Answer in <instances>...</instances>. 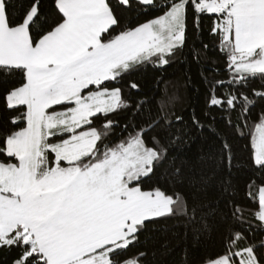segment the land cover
<instances>
[{"label": "snow or ice", "instance_id": "6c2138e0", "mask_svg": "<svg viewBox=\"0 0 264 264\" xmlns=\"http://www.w3.org/2000/svg\"><path fill=\"white\" fill-rule=\"evenodd\" d=\"M17 7L0 0V74L19 76L3 96L14 127L0 135V251L13 254L12 264H143L146 253L132 249L150 226L180 220L206 230L215 205L185 192L179 169L169 174L171 188L145 187L182 137L153 135L171 126L168 113L138 122L147 101L124 88L139 91L130 77L142 66L163 69L183 53L189 13L197 31L202 18H214L210 35L227 78L210 81L207 105L239 109L234 127H248L256 98L264 100V90L245 91L264 80V0H165L161 14L127 27L116 7L157 8V0H117L116 7L53 0L51 11L42 0H19ZM121 112L133 118L121 124L114 119ZM193 124L203 128L196 118ZM249 135L250 161L264 171V113ZM223 153L230 165L227 143ZM256 203L264 233V185ZM232 215L243 223L238 205ZM246 233L230 232L207 264H264V241Z\"/></svg>", "mask_w": 264, "mask_h": 264}, {"label": "trees", "instance_id": "16d2710c", "mask_svg": "<svg viewBox=\"0 0 264 264\" xmlns=\"http://www.w3.org/2000/svg\"><path fill=\"white\" fill-rule=\"evenodd\" d=\"M18 4L19 0H14ZM45 9L51 11L53 0H42ZM116 7L117 0H110ZM165 0H157V8L128 10L116 7L125 27L142 23L161 14ZM214 18L204 17L199 21L200 30L193 29L191 13L188 19V43L183 53L166 68L152 64L142 66L130 80L140 85L139 91L124 88V93L132 100H146L138 122H144L162 111L168 113L171 126L157 128L153 135L166 141L180 136L181 141L169 145L168 158L157 171V176L147 185L171 188L168 178L174 169H179L178 181L182 189L206 204L215 205V215L205 221L206 230L193 232L180 220H168L160 225L150 226L141 237V243L132 249V254L146 253L143 264H207V261L221 253L228 241L229 233L243 228L257 245L264 241V233L258 227L254 213L258 210V189L264 185V171L251 161V138L249 135L258 117L264 113V100L256 98L251 108L248 127H234L238 124L239 109L222 111L207 105L210 81L214 78L226 79L223 53L219 51L218 40L210 35ZM208 45L205 50L201 45ZM218 69V71H213ZM19 80L18 75L0 74V135L14 126L10 123L11 113L5 110L3 96L8 88ZM264 80L256 78L245 89L264 90ZM180 117L182 119L177 120ZM133 117L121 112L114 119L121 124ZM199 120L203 128L193 124ZM230 121V122H229ZM117 129V133H119ZM231 146V163L225 162L223 144ZM3 159V156H0ZM227 181L228 187L224 184ZM226 188V191H222ZM240 209L237 217L232 215L233 206ZM13 254L0 251V264H12Z\"/></svg>", "mask_w": 264, "mask_h": 264}]
</instances>
